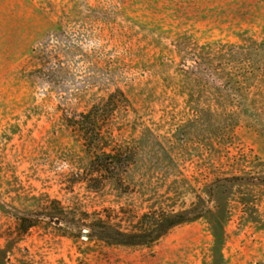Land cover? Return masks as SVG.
<instances>
[{
    "label": "rangeland",
    "instance_id": "1",
    "mask_svg": "<svg viewBox=\"0 0 264 264\" xmlns=\"http://www.w3.org/2000/svg\"><path fill=\"white\" fill-rule=\"evenodd\" d=\"M0 264H264V0H0Z\"/></svg>",
    "mask_w": 264,
    "mask_h": 264
},
{
    "label": "trees",
    "instance_id": "2",
    "mask_svg": "<svg viewBox=\"0 0 264 264\" xmlns=\"http://www.w3.org/2000/svg\"><path fill=\"white\" fill-rule=\"evenodd\" d=\"M120 93V92H119ZM121 97L122 94L120 93ZM109 99L102 105L93 106L90 110L74 114L66 118V125L80 139L83 146L91 154L89 169L85 181L88 186L98 188L109 179L116 178L119 173L125 172L129 153L122 149L111 147L104 133L109 122L110 108L114 100ZM138 235L145 231V222L154 230L157 237L165 234L171 227L181 223L180 216H168L162 211H153L142 216ZM122 235H124L122 233ZM138 235H134L137 237ZM138 236V237H139Z\"/></svg>",
    "mask_w": 264,
    "mask_h": 264
}]
</instances>
